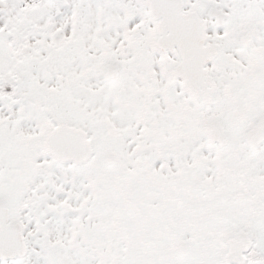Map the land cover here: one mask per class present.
I'll use <instances>...</instances> for the list:
<instances>
[{"label": "snow or ice", "instance_id": "6c2138e0", "mask_svg": "<svg viewBox=\"0 0 264 264\" xmlns=\"http://www.w3.org/2000/svg\"><path fill=\"white\" fill-rule=\"evenodd\" d=\"M0 264H264V0H0Z\"/></svg>", "mask_w": 264, "mask_h": 264}]
</instances>
